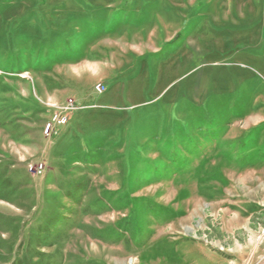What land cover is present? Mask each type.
I'll return each mask as SVG.
<instances>
[{"label":"rangeland","instance_id":"rangeland-1","mask_svg":"<svg viewBox=\"0 0 264 264\" xmlns=\"http://www.w3.org/2000/svg\"><path fill=\"white\" fill-rule=\"evenodd\" d=\"M0 264H264V0H0Z\"/></svg>","mask_w":264,"mask_h":264},{"label":"built area","instance_id":"built-area-1","mask_svg":"<svg viewBox=\"0 0 264 264\" xmlns=\"http://www.w3.org/2000/svg\"><path fill=\"white\" fill-rule=\"evenodd\" d=\"M105 90H106V87L101 83H98L94 86V91L98 95L103 94L105 92ZM57 109H58V111L57 112L55 111V113L51 116L50 121L48 122V124L45 127L46 133L49 132L51 125L53 123L58 124V125L65 124L67 122V119L62 114L66 111H70V110L75 109V107H74L73 101L68 100L64 106H58ZM31 168H33V167H31ZM34 169L37 173H41L44 170L43 165H39L38 167L36 166Z\"/></svg>","mask_w":264,"mask_h":264},{"label":"crops","instance_id":"crops-1","mask_svg":"<svg viewBox=\"0 0 264 264\" xmlns=\"http://www.w3.org/2000/svg\"><path fill=\"white\" fill-rule=\"evenodd\" d=\"M210 260V259H209Z\"/></svg>","mask_w":264,"mask_h":264}]
</instances>
